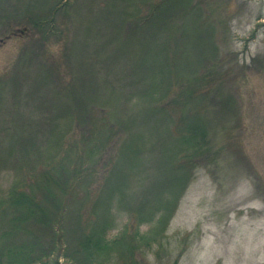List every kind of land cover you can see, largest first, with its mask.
Wrapping results in <instances>:
<instances>
[{
	"label": "rangeland",
	"instance_id": "rangeland-1",
	"mask_svg": "<svg viewBox=\"0 0 264 264\" xmlns=\"http://www.w3.org/2000/svg\"><path fill=\"white\" fill-rule=\"evenodd\" d=\"M56 3L66 4L68 10L65 18H55L62 30L56 37L44 41L33 30L21 31L25 25L29 30L27 20L44 15ZM127 5L129 13L136 10L134 15L153 9L155 13L153 29L143 30L151 38L137 55L133 51L123 55L121 48L123 25L129 19L123 18V0H0V120L25 117L20 127L25 121L30 124L28 132L43 151L62 157L73 153L72 158H78L82 130L70 152H57L58 145L47 140L53 106L57 112L71 107L67 122L72 119L75 125L81 123L77 128L94 132L85 149L102 146L95 166L102 156L116 164L114 169L121 175L123 157L118 156L123 154V134L135 133L124 175L131 191L138 190L125 202L149 204L169 189L172 169L167 162L179 155L174 133L178 116L198 117L205 129L202 153L190 171L165 239L146 249L139 264H264V0H130ZM72 42L77 51L63 57ZM79 68L85 73L79 99L87 100L88 108L77 109L62 104H70L69 100H59L69 98L63 85L78 77ZM16 77L32 82L21 84V104L10 86ZM133 85L136 92L142 85L151 87L152 103L145 101L148 95L136 93L123 102V87ZM90 86L95 89L90 91ZM158 91L161 100L154 106ZM113 98L117 104L112 105ZM91 99L108 100L105 111L97 102L92 105ZM162 104L173 122L151 112ZM134 114L136 128H123V119ZM64 122L54 120L57 132L70 129ZM153 128L158 136L152 135ZM62 137L57 133L54 140ZM155 170L159 174L150 184ZM12 174L0 163V187L6 188ZM118 214L109 238L128 220V211ZM35 230L30 238L40 232ZM63 252L60 263L71 264L65 257L70 252Z\"/></svg>",
	"mask_w": 264,
	"mask_h": 264
},
{
	"label": "trees",
	"instance_id": "trees-1",
	"mask_svg": "<svg viewBox=\"0 0 264 264\" xmlns=\"http://www.w3.org/2000/svg\"><path fill=\"white\" fill-rule=\"evenodd\" d=\"M129 2L130 0H123V18L129 16V19L126 27L123 25V45L121 43L123 47L121 48H123V55L130 54L131 51L137 55L138 50L139 52L141 48L144 50L145 41L148 42L151 38L150 32L147 33L143 30L153 29L152 22L155 13L153 9L146 14L141 12L134 15L136 10L131 14L129 13L131 9L127 5ZM64 7L66 4H54L44 15L34 16L27 20L29 30L25 25L21 31L25 34L33 30L44 41L56 37L57 32H62V30L55 22V18L57 15H61L63 18L68 14V10ZM62 25H64L63 22ZM71 44V49L63 50V57L70 58L77 51L73 42ZM136 46H138L137 50ZM79 69L78 77L70 79L63 85L67 89L63 93L68 94L69 98L59 100L61 102L67 99L66 101L69 100L70 104L64 102L62 104L74 105L77 109L81 106L85 108L87 102L85 99L83 101L81 98L79 99L81 90L85 89L82 85L85 83L83 82L85 73L83 74L82 68ZM58 75L62 79L60 72ZM81 79L83 80L80 83ZM33 82L38 86L36 81ZM25 83L31 85L32 82L20 80L18 77L11 79V89L16 96H19L20 104L23 93L20 94L19 89L21 84ZM135 86L123 87V102L124 100L131 101L136 93L139 97L148 95L149 98L146 97L145 101L152 103L151 93L154 91L150 89L151 87L142 85L136 92ZM89 89L91 91L95 88L90 86ZM0 94H2L1 90ZM159 94L158 91L154 106L161 100ZM114 95L119 98L117 94ZM112 100L114 101L112 105L118 103L117 99L113 98ZM91 102L94 105L97 101L91 99ZM107 104L108 100L97 102V105L102 107ZM36 105L39 104L36 102ZM40 106L43 105L40 104ZM158 106V108H151V112L157 111L165 115L166 118L172 119L173 122L171 114L167 111V106L165 104ZM53 108L54 111H51L55 114L49 122L53 126L49 124L48 144L51 143L55 147L58 145L57 152H60L61 149H68L70 152L69 147L76 143L79 137L75 138V136L82 130L81 155H84L85 160L82 161L81 155L77 152L78 158H72L73 153H71L72 156L69 154V156L62 157L56 152L52 154L48 149L43 151L44 148H40L39 144L35 143L34 136H30L28 132L27 125L30 127V124L25 121V125L20 127V122L25 120V117L23 119L20 116L15 118L16 115L0 120V163L7 165V169L13 173L6 188L0 187V264H62L60 256L63 255L61 254L63 249L64 252H70L69 256L65 257L71 259V264H139V257L144 255L145 250L155 243L160 244L166 237L165 231L181 194L186 188L190 171L194 169L195 161L204 147L203 130L205 129L203 124L197 120L196 116L186 114L178 116L174 133L178 137L175 138V142L178 143L177 152L179 155L175 159L176 162H174L175 160L167 162L172 169L171 178L167 180L169 189L149 204L144 202L145 200L125 202L127 195L135 194L138 190L131 191L128 179L124 175L128 163L126 153L132 152V145L129 143L136 139L135 133L128 130L123 134V154L118 156L119 159L123 157V174L121 175L118 169H114L116 164H112L102 156L100 164L95 166L97 153L102 150V146H94L95 151L85 149L88 139H94V132L91 131L92 128H77L81 126V123L76 122L75 125L72 123V119L67 122V117L72 111L71 107H62L65 110L59 112H57L56 105ZM100 110L101 112L105 111L104 107ZM58 113L60 114L58 115ZM108 114L109 120H111V114L109 112ZM134 116L136 114L130 116L131 118L126 117V120L123 119V128H136L137 118ZM61 118L66 120L64 125L67 123L70 125V129L64 133L62 130L57 132L56 126H54V120ZM36 125L38 126V124ZM152 130V135H157V130L154 128ZM57 133L60 137L63 136V139L60 138L58 142L56 139L54 140ZM131 136L133 137L132 141H130ZM164 142L162 140L160 145H163ZM74 150L77 151V146ZM156 159L159 161L160 155L156 156ZM26 160L28 161L23 162ZM129 161L135 162L131 159ZM155 172L156 170L149 178L150 184L153 183L151 180L157 177L156 174H159ZM176 183H179L177 189ZM159 184L161 183L159 182ZM173 190L175 191L173 192ZM123 211H128V220L112 238H109L110 232L114 231L116 227L118 213L123 214ZM32 224L38 225V227L35 226L36 230ZM147 224H153V226L149 225L150 227L142 231L141 229ZM33 229L35 232L40 229V232L30 238L34 232ZM26 237L30 239L27 241L19 239Z\"/></svg>",
	"mask_w": 264,
	"mask_h": 264
}]
</instances>
